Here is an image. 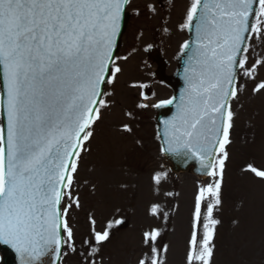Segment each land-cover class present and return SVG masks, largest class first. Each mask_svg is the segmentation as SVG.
I'll list each match as a JSON object with an SVG mask.
<instances>
[{
  "label": "snow or ice",
  "instance_id": "obj_1",
  "mask_svg": "<svg viewBox=\"0 0 264 264\" xmlns=\"http://www.w3.org/2000/svg\"><path fill=\"white\" fill-rule=\"evenodd\" d=\"M129 9L140 15L133 0H0V245L15 253L16 264H66L72 255L79 264H104L105 244L126 223L109 219L99 227L89 212L78 241L74 216L83 207L81 163L114 105L122 65L136 51L119 54ZM176 27L192 33L180 44L187 57L181 95L136 108L175 102L162 139L156 133L160 153L190 155L206 178L197 186L185 264H214L235 105L249 82L253 94H264V0H187ZM125 116L135 119L131 111ZM120 130L134 134L130 123ZM247 171L264 182V169L248 164ZM166 178L153 173L155 195ZM148 211L169 215L155 202ZM161 241L159 228L143 231L136 264H166Z\"/></svg>",
  "mask_w": 264,
  "mask_h": 264
},
{
  "label": "rangeland",
  "instance_id": "obj_2",
  "mask_svg": "<svg viewBox=\"0 0 264 264\" xmlns=\"http://www.w3.org/2000/svg\"><path fill=\"white\" fill-rule=\"evenodd\" d=\"M150 2L156 13L143 8L141 12V0H133L140 15L129 9L119 54L136 51L122 65L124 72L115 85L114 105L97 125L91 152L80 166L79 195L83 207L74 216L77 240L88 231L89 212L95 215L99 227L109 219L128 223L122 230L118 226L113 230L102 251L104 264H136L142 233L150 227L159 228L162 244L168 245L166 264H185L197 186L206 179L169 170L156 140L153 108H136L138 103L153 104L156 98L168 97L170 90L155 83L152 89L161 90L145 102L138 96L140 88L129 86L153 80L151 69L155 63L147 56L145 47L158 45L169 63V72L175 66L180 44L187 38L186 30L181 32L176 27L182 21L187 0ZM146 5L145 2L143 7ZM163 8L169 11V17L161 15ZM161 19L166 21L162 23ZM258 76L264 79V69ZM252 86L251 82L247 84L240 103L235 105L238 115L222 184L223 206L216 213L220 223L215 234L214 264H264V182L247 171L248 164L264 169V94H253ZM125 111L133 112L135 119L126 117ZM124 123L132 125L134 134L120 130ZM143 145L139 151L137 146ZM156 171L167 173L159 196L153 192L151 179ZM164 192L173 195L165 197ZM154 202L168 212L167 219L149 214ZM66 264H79V257L69 256Z\"/></svg>",
  "mask_w": 264,
  "mask_h": 264
},
{
  "label": "water",
  "instance_id": "obj_3",
  "mask_svg": "<svg viewBox=\"0 0 264 264\" xmlns=\"http://www.w3.org/2000/svg\"><path fill=\"white\" fill-rule=\"evenodd\" d=\"M192 39V38H191ZM181 62V66H180V70L179 72L170 79V84L173 87V89H175V94H174V98L178 99L179 96L181 95V90L184 88L185 86V82L183 79V75H184V68L186 66V62H187V57L183 55ZM170 107V111L168 114H162L161 117L158 118V122L160 123V127H161V136H163V126H164V121L167 120L168 118H170L172 116V114L175 112V102L172 105H168ZM173 155H176L178 157V159H182V162H189V159H192L196 164H199V161H197L196 159L192 158L190 155H182V154H176V153H170ZM187 165V164H185ZM201 168V167H199ZM7 247V246H6ZM10 249V248H9ZM6 257H5V263H7V261L9 262V264H14L13 261V256L11 253H9L8 251L6 252ZM8 264V263H7Z\"/></svg>",
  "mask_w": 264,
  "mask_h": 264
},
{
  "label": "bare ground",
  "instance_id": "obj_4",
  "mask_svg": "<svg viewBox=\"0 0 264 264\" xmlns=\"http://www.w3.org/2000/svg\"><path fill=\"white\" fill-rule=\"evenodd\" d=\"M8 252H9V249H8ZM10 253L14 255L15 258L13 259V261H14V264H16V256H15V253H13L11 251H10Z\"/></svg>",
  "mask_w": 264,
  "mask_h": 264
}]
</instances>
